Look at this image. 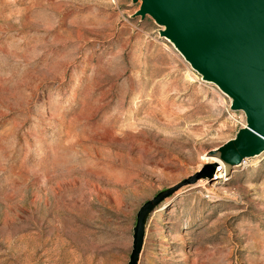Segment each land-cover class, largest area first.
Returning a JSON list of instances; mask_svg holds the SVG:
<instances>
[{
    "label": "rangeland",
    "instance_id": "1",
    "mask_svg": "<svg viewBox=\"0 0 264 264\" xmlns=\"http://www.w3.org/2000/svg\"><path fill=\"white\" fill-rule=\"evenodd\" d=\"M140 5L0 0V264H127L139 208L245 127ZM221 169L149 216L138 264H264V152Z\"/></svg>",
    "mask_w": 264,
    "mask_h": 264
},
{
    "label": "water",
    "instance_id": "2",
    "mask_svg": "<svg viewBox=\"0 0 264 264\" xmlns=\"http://www.w3.org/2000/svg\"><path fill=\"white\" fill-rule=\"evenodd\" d=\"M140 1L137 15H148L163 26L161 36L173 43L204 81L232 99V110L245 114V127L215 157L230 169L264 152V0ZM216 170V164H205L139 208L127 264H138L146 223L156 208L182 187L212 179Z\"/></svg>",
    "mask_w": 264,
    "mask_h": 264
},
{
    "label": "bare ground",
    "instance_id": "3",
    "mask_svg": "<svg viewBox=\"0 0 264 264\" xmlns=\"http://www.w3.org/2000/svg\"><path fill=\"white\" fill-rule=\"evenodd\" d=\"M204 160V164H216L217 168H224L225 169V165L215 156H205ZM221 169L220 174H218L217 177L223 178L226 177L224 170Z\"/></svg>",
    "mask_w": 264,
    "mask_h": 264
}]
</instances>
